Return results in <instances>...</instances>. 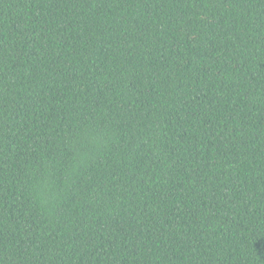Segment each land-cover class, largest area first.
I'll return each instance as SVG.
<instances>
[{
	"label": "trees",
	"instance_id": "16d2710c",
	"mask_svg": "<svg viewBox=\"0 0 264 264\" xmlns=\"http://www.w3.org/2000/svg\"><path fill=\"white\" fill-rule=\"evenodd\" d=\"M0 264H264V0H0Z\"/></svg>",
	"mask_w": 264,
	"mask_h": 264
}]
</instances>
